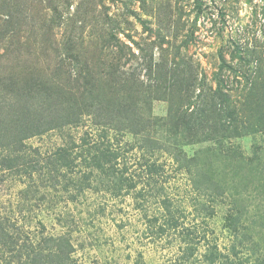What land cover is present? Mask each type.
<instances>
[{
  "label": "rangeland",
  "instance_id": "374dc122",
  "mask_svg": "<svg viewBox=\"0 0 264 264\" xmlns=\"http://www.w3.org/2000/svg\"><path fill=\"white\" fill-rule=\"evenodd\" d=\"M109 18L126 28L119 36L133 45L135 54L126 55L123 67L137 68L130 90L137 86L147 97L132 93L129 100L151 132L140 138L110 130L121 156L89 166L90 156L81 155L88 143L81 144L100 140L102 130L90 116L68 134L42 130L66 117L64 108L71 105L54 104L48 96L57 90L58 68L66 82L74 69L68 56L85 49L92 61L99 53L93 44L98 32L114 24ZM191 28L195 40L175 55L173 46ZM159 33L171 40L164 53L157 46ZM132 39L151 48L154 63L189 56L199 79L215 88L220 47L234 65V43L264 45V0H0V217L9 231L21 233L22 246L33 242L44 251L46 264H59L63 250L70 253L60 264H264V130L221 141L213 120L198 136H188L184 126H176L178 116L167 115L168 101L149 94L147 81L142 85L148 75ZM226 70L225 91L238 103L242 124L246 81ZM86 81L73 82L81 91ZM61 146L70 148L74 162L56 167L53 156ZM180 151L188 159L176 160ZM130 178L136 184L129 187ZM146 179L153 182L150 190ZM55 241L65 244L57 246L62 256L49 254ZM28 259L0 247V264H32Z\"/></svg>",
  "mask_w": 264,
  "mask_h": 264
},
{
  "label": "trees",
  "instance_id": "16d2710c",
  "mask_svg": "<svg viewBox=\"0 0 264 264\" xmlns=\"http://www.w3.org/2000/svg\"><path fill=\"white\" fill-rule=\"evenodd\" d=\"M224 14L221 13L222 19H224ZM111 19L114 24L109 25L110 27L104 28V31L98 32V40L94 41L93 44L97 47L98 54L95 53L92 61L90 60L89 54L82 49L81 55L68 56L73 60L74 69L69 68V78L66 82L62 81L60 74L63 69L58 68L57 75L55 76L57 90H50L52 96L51 99L54 100V104H65L66 102L71 103L70 106L64 108L67 113L66 117L62 120L56 122L52 121L45 124L46 129L43 131L60 130V132H66L71 130V127L75 125H81L86 123L85 115L90 116L95 124V126H101L102 130L100 132V140L94 141L92 144L89 143L88 139H84L81 146L83 148L81 151L84 158L87 160L90 156L92 163L88 165H94L95 160H98L100 165L104 161L105 164L110 163L112 159L117 156H121L119 149H113V142L108 138L110 130L115 131H128L133 133L136 137H148L150 136V128L142 126V114L138 107H132L129 98L132 93L137 94L138 98L144 97L146 99V93L138 90L137 86L134 90H130L129 80H134L138 78L137 68L132 70H124L123 63L124 58L127 54L134 55L133 45L131 46L127 41L120 38V34L126 30V28L116 27L117 21ZM192 29V28H191ZM162 30V29H161ZM163 31V30H162ZM180 30L179 26L174 29L173 37L177 39L179 37ZM133 43L136 44V49H138V56H140L141 68L148 75L146 80H142V85L147 83V89L150 90L149 94L155 96V99H165L169 104L168 116L173 117L177 115L179 121L176 120V126H184V131L188 133V136H198L199 130L204 128V124L212 122L215 120L216 124H219V129L221 130L218 138L221 141L229 137H238L245 134H256L264 130V107H262L261 102L264 96V45L261 43L258 45L259 48H251L248 42L245 45H239L238 43L233 44L232 48V62L233 60H238L237 64H231L230 61L224 55L222 48L219 53L221 56V63L219 69L214 73L213 79L216 81V87L213 88L212 85L206 83L205 78L199 79V75L195 74L193 67L190 66L191 60L188 56L183 55L179 60H175L169 63V61L161 60L154 63L149 59L150 51L141 43H138L135 39H132ZM195 40V30H187L186 33L180 39V44L175 47V55L180 56L182 54V47L186 48L189 46L191 41ZM156 42L153 41L152 45ZM171 44L168 35L165 33H159L157 46L161 48L162 53L167 51L164 47L165 43ZM96 52V51H95ZM160 54L161 56L163 54ZM151 61V62H150ZM226 69L231 70L234 78L243 77L246 81L247 92L245 93L242 104L246 106V115H244V122L241 124V119L238 116L240 110L238 108V103L233 100L230 94L225 91L227 88V78L228 74ZM226 70V71H225ZM73 74V75H72ZM76 80H87L83 83L82 90L80 91L76 84ZM74 81V82H73ZM78 91V96H77ZM134 91V92H132ZM263 91V92H262ZM76 108V109H75ZM172 115V116H171ZM174 116V117H175ZM85 118V119H84ZM86 121V122H85ZM240 123V124H239ZM209 125V124H208ZM38 132H41L38 129ZM72 131V130H71ZM183 134V133H182ZM213 135H218L216 131L212 132ZM149 138V137H148ZM218 139V140H219ZM144 140V139H143ZM144 143V142H143ZM155 148H157L155 146ZM176 148V147H174ZM177 150V149H176ZM84 152V153H83ZM182 152H178L175 155L176 160H186L188 157L186 155H181ZM79 155V154H76ZM57 161V166L60 165H71L72 156L70 148L68 146L59 147L53 156ZM76 156H73L75 158ZM186 157V158H185ZM100 159H102L100 161ZM184 160V161H185ZM184 161H182L181 166H184ZM96 163V164H99ZM104 164V165H105ZM188 163V160L186 162ZM150 169L157 171L155 165L151 164ZM121 170V169H120ZM104 172V171H103ZM200 172H196L192 176L194 185H196ZM154 179V178H153ZM147 180V181H146ZM148 190L151 185V181L146 179ZM129 181V180H128ZM156 181V180H155ZM134 182V183H131ZM136 181L130 178V186H134ZM71 185L78 188L79 191L83 190V186L72 179ZM146 187V189H147ZM201 188V186H200ZM68 193H72L67 186ZM142 189L140 194H143ZM161 192L155 191L152 194H159ZM69 196H74L70 194ZM167 209L171 207L168 204L171 201H163ZM169 214L173 216L171 210ZM173 218V217H172ZM170 217V226L174 225V221ZM169 225V222H168ZM9 225L0 217V247L7 248L11 251H16L17 255L26 254L28 258L27 261L32 262V264H46L45 253L42 249L35 250V244L33 242L22 244L20 240L22 235L20 232L9 231ZM163 230V229H162ZM52 238V237H51ZM53 239H50L52 242ZM55 243L53 246L56 249L53 250L52 246H49L50 255L62 256L59 252L60 246H65L64 242ZM21 246H20V245ZM26 244V245H25ZM34 245V246H33ZM48 246V245H47ZM58 246V248H57ZM63 257L60 258V262H66L70 253V250H63ZM48 264V263H47Z\"/></svg>",
  "mask_w": 264,
  "mask_h": 264
}]
</instances>
